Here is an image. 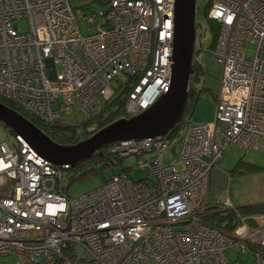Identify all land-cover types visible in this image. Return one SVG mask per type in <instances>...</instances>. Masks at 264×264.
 Instances as JSON below:
<instances>
[{
    "label": "built area",
    "instance_id": "built-area-1",
    "mask_svg": "<svg viewBox=\"0 0 264 264\" xmlns=\"http://www.w3.org/2000/svg\"><path fill=\"white\" fill-rule=\"evenodd\" d=\"M83 1L102 8L91 17L82 13L97 28L91 35L81 33L71 0H0V100L47 128L79 127L81 112L83 121L97 116L119 76L135 81L124 119L149 109L170 87L174 0ZM205 15L218 27L215 121L182 127L174 148L167 135L109 146L121 157L148 155L138 164L147 169L144 179L117 175L70 199L59 188L68 165H52L19 136L0 138V258L243 264L227 259L237 249L252 255L251 264H264V228L227 234L201 221L218 208L210 210L205 199L224 149L234 144L247 152L260 140L264 153V0H210ZM220 207L234 208L227 199Z\"/></svg>",
    "mask_w": 264,
    "mask_h": 264
},
{
    "label": "rangeland",
    "instance_id": "rangeland-1",
    "mask_svg": "<svg viewBox=\"0 0 264 264\" xmlns=\"http://www.w3.org/2000/svg\"><path fill=\"white\" fill-rule=\"evenodd\" d=\"M209 1L210 0H196L197 5H201L202 9V13L196 14L195 23L197 26L196 48L199 50V52L197 51V60L203 68V75H201L198 80L197 88L202 89V92L197 99L196 106L191 115V122L193 124L211 123L215 121L216 97L220 91L219 78L221 66L214 57V49L210 45L214 31L213 25L203 15L205 7ZM71 5L75 9L81 33L88 35L94 34L97 28H89L82 13H84L86 17H91L92 14L100 13L102 8L96 4L90 7L83 0H71ZM100 21L101 19L99 18L98 22ZM18 26L22 32L27 30V24L24 21L19 22ZM250 49L253 50L254 48L250 46ZM124 78V76H120L122 82L125 80ZM194 81L195 80H193L192 83ZM112 88L117 90L119 88V83L115 81ZM101 117L95 121L94 124L89 125L87 129L84 128V133L77 131L81 139H83L80 140V142L86 140L95 132L102 129V123H104L103 126L105 127L107 118L101 120ZM86 118V115L81 112L80 121L83 122ZM79 128L80 126L76 129L78 130ZM0 138L13 139V136L8 134L0 125ZM176 142L177 139L173 141L172 145L174 146ZM260 145L261 141L259 140L247 152H243L234 144H230L224 149L222 157L213 167L211 172L210 194L208 199L209 204H215L214 201L220 202L219 205H217L218 208L216 210L217 212L215 211L216 213L224 214L228 212L220 207L222 202L226 199L230 201L234 208L264 203V153L260 151ZM165 155H169V151L165 152ZM89 160L90 159H86L85 161L87 162L84 161L82 163L90 164L92 166L86 169H82V165L80 167L78 166L77 172L80 174L85 171L88 172L87 170L89 169H93L94 173L90 176L88 175L84 180L75 182L69 187V176L63 172L64 176L61 179L59 186L66 189L68 187L66 194L70 199H75L91 192L99 188L105 181H109L120 174L132 177L134 180L144 179L147 176V169H141L138 164L142 160H148V155L125 157L122 161H117V163L108 169H102L99 164H93V162H89ZM75 167L71 168L73 169ZM12 186L13 183L8 182L6 189L2 191L1 194L9 196ZM206 219L207 218H202L201 221L206 225H212V223ZM212 220L217 222V217H211V221ZM256 222L257 228H264V216L257 217ZM246 226L251 230L256 229V227L248 225L246 220L242 219L240 227L243 228ZM175 227H177V230L184 229L182 225ZM193 227L194 226H192V228ZM218 229L225 232L221 227ZM237 230L238 228H235V231ZM227 259L228 261L240 259L243 264H251L253 257L249 252L240 253L239 255L237 249H231L227 252ZM12 261V258L9 257L0 258V262L2 263L9 264Z\"/></svg>",
    "mask_w": 264,
    "mask_h": 264
},
{
    "label": "water",
    "instance_id": "water-1",
    "mask_svg": "<svg viewBox=\"0 0 264 264\" xmlns=\"http://www.w3.org/2000/svg\"><path fill=\"white\" fill-rule=\"evenodd\" d=\"M195 13L196 0H174L170 87L140 115L114 121L75 145L56 143L31 121L1 102L0 123L56 167H75L101 148L122 141H141L170 134L186 108L197 36Z\"/></svg>",
    "mask_w": 264,
    "mask_h": 264
},
{
    "label": "trees",
    "instance_id": "trees-1",
    "mask_svg": "<svg viewBox=\"0 0 264 264\" xmlns=\"http://www.w3.org/2000/svg\"><path fill=\"white\" fill-rule=\"evenodd\" d=\"M209 3L206 5V9L209 7ZM198 6V5H197ZM198 8V13H202V10L200 7ZM203 15L206 18L205 11ZM208 20V19H207ZM210 21V20H208ZM211 22V21H210ZM213 25V35H212V42H211V47L214 48V44L216 42L217 34H218V27L216 24L211 22ZM197 27V26H196ZM199 50L196 48L195 49V58L192 61V67H191V75H190V81H189V87H188V98L186 102V108L185 111L183 112V115L176 126V128L168 134L166 137L169 138L170 140L174 141L177 139L178 134L180 133L182 127L184 128L187 124H192L191 122V115L193 113V109L196 106L197 99L199 98V95L202 92V89H198V80L201 75H203V68L201 67L200 63L197 60V53ZM125 80L122 82L119 76V79L116 81L119 83V88L115 91V94L113 97H111L109 100L105 101L102 105L100 113L93 117L90 118L86 121L81 122L80 128L77 130L73 125H69L67 123L65 124H57L53 125L49 128H47L44 125H41L39 121L33 120L29 116H25L28 120H30L34 125H36L38 128H40L48 137H50L53 141H55L58 144L61 145H72L77 142H79L81 137L79 136V133L77 131L84 133L85 131L83 130L84 128L87 129L89 125L94 124L95 121H97L101 117V120H104L107 118L106 125L112 123L113 121L120 119V118H127L125 114V106H126V101H127V96L131 90L132 84L135 82L134 79H129L127 76H124ZM195 78V79H193ZM195 80L193 83L192 81ZM218 95V94H217ZM217 101V97H216ZM0 102L6 106H10V108L18 111L19 109L13 105L12 103L5 101V100H0ZM8 106V107H9ZM12 106V107H11ZM21 113V112H20ZM35 121V122H34ZM37 122V123H36ZM83 123V124H82ZM2 128L10 135H13V133L10 130H6L5 127L0 123ZM104 123L101 124V127L103 126ZM105 125V126H106ZM11 133H10V132ZM91 134V131H90ZM12 140V139H11ZM178 144V141L174 144L173 148ZM125 157H121L118 154H112L109 151V147L101 148L100 150L96 151L91 158H89V162H93V164H99L102 169H108L109 167L113 166L117 161H122ZM142 160L141 162H143ZM84 162V161H83ZM87 162V161H85ZM140 162V163H141ZM83 166L82 169L90 168L92 165L90 164H85V163H80L78 164L75 168H70L63 171L67 176H69V184L68 187L74 184L77 181L84 180L87 178V176L92 175L94 172L93 169L87 170L88 172H82L79 174L77 172L78 166ZM71 172V173H70ZM64 176V174H63ZM62 176V178H63ZM67 187V189H68ZM63 189V192H67L66 188H61ZM219 205V204H218ZM217 205H210V210L212 209L215 211V207ZM227 213H208L205 215L203 218H207L206 220L212 223V226L219 228L221 227L222 229L225 230L227 234H232L233 231H235V228H238L241 226V221L242 219L246 220L247 224L256 227L257 228V222L256 218L257 217H263L264 216V203L257 204V205H249V206H244V207H239V208H233L232 210H227ZM211 217H217V222H214V220L211 221ZM264 252V249L262 250Z\"/></svg>",
    "mask_w": 264,
    "mask_h": 264
},
{
    "label": "crops",
    "instance_id": "crops-1",
    "mask_svg": "<svg viewBox=\"0 0 264 264\" xmlns=\"http://www.w3.org/2000/svg\"><path fill=\"white\" fill-rule=\"evenodd\" d=\"M15 111H16V110H15ZM17 112H18V111H17ZM18 113H19V112H18ZM19 114H21L22 116L25 117V115H24L23 113H19ZM26 117H27V116H26ZM26 117H25V118H26ZM26 119H27V118H26ZM29 121H30V120H29ZM39 129H40V128H39ZM13 135L15 136V134H13ZM3 139H5V138H3ZM79 142H80V141H79ZM79 142H77V143H79ZM75 144H76V143H75ZM75 144H72V145H75ZM148 160H149V156H148ZM148 160H144V161H148ZM69 167H70V166H69ZM70 168H71V167H70ZM120 175H121V174H120ZM210 183H211V176H210ZM208 191H209V192H208V198H209L210 187H209V190H208ZM214 203H215V204H211V203L209 204V199H208V204H209V205H218L220 202H215V201H214Z\"/></svg>",
    "mask_w": 264,
    "mask_h": 264
},
{
    "label": "bare ground",
    "instance_id": "bare-ground-1",
    "mask_svg": "<svg viewBox=\"0 0 264 264\" xmlns=\"http://www.w3.org/2000/svg\"><path fill=\"white\" fill-rule=\"evenodd\" d=\"M8 106H9V105H8ZM9 107H10V106H9ZM11 107H12V106H11ZM19 113H20V112H19ZM34 122H35V121H34ZM36 123H37V122H36ZM82 124H83V123H82ZM75 128H76V127H75ZM6 130H8V129H6ZM9 132H10V131H9ZM10 133H11V132H10ZM104 149H105V148H104ZM208 190H209V189H208ZM208 192H209V191H207V194H206V199H205L206 202H208Z\"/></svg>",
    "mask_w": 264,
    "mask_h": 264
},
{
    "label": "flooded vegetation",
    "instance_id": "flooded-vegetation-1",
    "mask_svg": "<svg viewBox=\"0 0 264 264\" xmlns=\"http://www.w3.org/2000/svg\"><path fill=\"white\" fill-rule=\"evenodd\" d=\"M194 54H195V52H194ZM194 54H193V60H194V58H195ZM196 57H197V56H196Z\"/></svg>",
    "mask_w": 264,
    "mask_h": 264
}]
</instances>
